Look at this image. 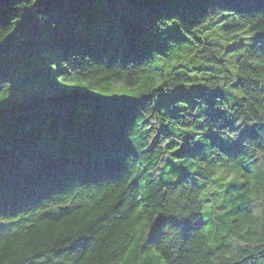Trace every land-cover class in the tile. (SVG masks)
Masks as SVG:
<instances>
[{"label": "trees", "instance_id": "obj_1", "mask_svg": "<svg viewBox=\"0 0 264 264\" xmlns=\"http://www.w3.org/2000/svg\"><path fill=\"white\" fill-rule=\"evenodd\" d=\"M0 264H264V0L0 5Z\"/></svg>", "mask_w": 264, "mask_h": 264}, {"label": "rangeland", "instance_id": "obj_2", "mask_svg": "<svg viewBox=\"0 0 264 264\" xmlns=\"http://www.w3.org/2000/svg\"><path fill=\"white\" fill-rule=\"evenodd\" d=\"M234 35V34H233ZM233 35H231V37H233ZM214 38H217V39H220L221 38V36H220V34H214ZM223 39H226V40H228V45L227 44H223V46L225 47V48H227L228 47V50H232L233 48H236L237 46H239L241 43H237V44H235V42L233 43L232 42V39L231 40H229V39H227V37H225V38H223ZM253 44L254 43V41L251 39V40H248V44ZM235 44V45H234ZM243 53V51H237V52H234L233 53V56L235 57V58H238L241 54ZM223 57H225V56H223ZM221 174V170H219L218 171V173H217V175H220ZM227 176L229 177L230 175L229 174H227ZM227 177V178H228ZM219 188H220V190H221V195L222 194H224V191H225V189H226V186L225 185H223V186H219ZM223 196V195H222ZM205 197V194H203V198ZM223 201V200H222ZM212 209H213V207L211 206V205H206V207H205V210H206V213H205V216L206 215H209V214H211V212H212Z\"/></svg>", "mask_w": 264, "mask_h": 264}, {"label": "water", "instance_id": "obj_3", "mask_svg": "<svg viewBox=\"0 0 264 264\" xmlns=\"http://www.w3.org/2000/svg\"><path fill=\"white\" fill-rule=\"evenodd\" d=\"M15 1H17V0H0V5L12 3V2H15ZM162 220H163V214L159 213V215L157 216V218L155 220V225L156 226L161 225Z\"/></svg>", "mask_w": 264, "mask_h": 264}, {"label": "bare ground", "instance_id": "obj_4", "mask_svg": "<svg viewBox=\"0 0 264 264\" xmlns=\"http://www.w3.org/2000/svg\"><path fill=\"white\" fill-rule=\"evenodd\" d=\"M164 217V216H163ZM157 218V217H156ZM156 218H155V220H156ZM161 224H162V222H161Z\"/></svg>", "mask_w": 264, "mask_h": 264}]
</instances>
